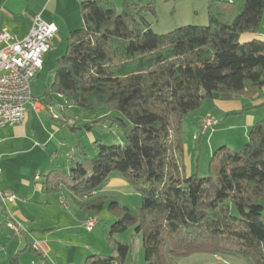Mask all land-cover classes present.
<instances>
[{
	"label": "trees",
	"instance_id": "obj_1",
	"mask_svg": "<svg viewBox=\"0 0 264 264\" xmlns=\"http://www.w3.org/2000/svg\"><path fill=\"white\" fill-rule=\"evenodd\" d=\"M263 9L264 0H209L206 26L158 35L144 17L154 13L150 5L123 0L117 10L113 0L81 3L82 25L55 61L44 108L61 99L55 119L72 129L65 110L105 111L85 128L107 120L123 142L95 141L90 159L78 145L68 171L52 168L42 185L51 194L66 190L89 219L105 208L110 214L111 254L89 256L85 264H128L131 247L116 236L130 228L141 236L147 264L193 255L264 264V121L251 127L240 150H215L206 177L187 176L183 162L191 113L205 101L252 97L264 86V40L240 42L261 30ZM113 175L140 196L137 214L99 194Z\"/></svg>",
	"mask_w": 264,
	"mask_h": 264
},
{
	"label": "rangeland",
	"instance_id": "obj_2",
	"mask_svg": "<svg viewBox=\"0 0 264 264\" xmlns=\"http://www.w3.org/2000/svg\"><path fill=\"white\" fill-rule=\"evenodd\" d=\"M123 0H113L117 10H120L122 7ZM135 2L140 3L141 5L148 6L150 5L154 13L147 12L144 17L149 23L151 30L158 35L166 34L173 31L176 28L183 26H206L207 25V16H206V2L202 0H134ZM247 35H243L240 39V42H247ZM66 47V38L64 40H56L52 44V49L48 51L43 58V69L39 74L31 81L30 89L33 97V102L44 107L46 100L44 98V92L46 87L53 80V71L55 66L56 59L60 58L65 51ZM61 105V101L55 97L53 100V106L46 107L45 111L36 115L33 113L32 104L27 107L25 118L23 123L25 127V137L19 140H13V138L6 139L0 142V155H3V158L0 159V192H7V188L12 187L13 181L9 176H14V173L18 172V169L21 168L22 174H26V171H29L28 175L33 176L35 173L31 167L30 163L36 162L40 166L35 170L41 176H44L48 170L52 168H61L63 171H68V166L74 163V157L78 155L77 146L79 145L80 150H82V157L92 158L95 155V149L93 143L95 141H100L103 144H118L123 142L122 135L115 127L111 126L109 121H99L92 123L89 129H86V125L89 121L93 120L96 117L105 116V111H102L103 115L100 112H87V111H77V114H80V120H68L70 124H75L76 127L72 129L71 125L63 123L61 119L55 120L54 115H59L56 107L54 105ZM208 101H205L203 105L191 113L186 119L183 126V136H184V147L185 152V162L187 167H191L197 176L202 178L207 176L208 172V162L210 159V154H208V148L205 144L207 134L201 140V152L198 160L196 156L198 154V145L193 140V134L191 133L192 125L191 120L200 115H205L210 113L208 108ZM47 106V105H46ZM213 109L211 110V112ZM211 114V113H210ZM112 116L120 117L118 113H113ZM207 116L206 118H209ZM204 118L203 120H205ZM212 118V117H210ZM74 119V118H73ZM202 122V121H201ZM229 125H234V119H230L227 122ZM72 124V125H73ZM22 125V124H20ZM17 126V125H16ZM105 126L111 128L106 129ZM201 126V123H200ZM215 127V126H214ZM212 128V127H211ZM210 128V129H211ZM209 129V131H210ZM208 131V132H209ZM5 133H2L4 136ZM6 134L12 135L10 130L6 131ZM50 143L44 147H37L34 149V144L42 145V143L48 138ZM119 139V140H118ZM36 140V142H35ZM113 141V143H112ZM119 141V142H117ZM240 144L231 143L230 147L237 150L243 145L244 142ZM212 146L214 145L211 142ZM29 153L25 154L28 150H32ZM56 151V152H55ZM74 151V152H73ZM56 154V155H55ZM52 157V158H51ZM54 161L53 166L49 163ZM16 162V163H15ZM20 162H24L22 166H19ZM18 163V164H17ZM15 164H17L15 166ZM67 164L68 166L66 167ZM24 166V169H23ZM50 166V167H49ZM66 167V168H65ZM9 192V191H8ZM11 193V192H10ZM50 200V206L42 202L37 204L36 201L32 203L26 209L25 206L20 209L24 216H27V219L34 218V226L29 228V225H26L24 221L19 219L17 216H14L13 210L11 207L15 206L14 204H0L5 206L7 210L6 218L0 216V245H7L8 248L13 247L16 244L22 243V247L11 259L8 260L9 264L15 257L16 264H31L34 261V264H43L42 258L40 257V252L38 249L30 245L29 240L38 241L40 237L36 235V230L42 231L43 229L51 228L55 234L54 237H58V232L61 228L65 227L64 221L67 216H71L73 212H81L77 209L74 202L71 200V195L64 189L60 190V193H45L44 194ZM112 201H117L122 205H125L129 208L134 214H137L138 208L140 206V196L137 193L133 194H121L114 195L110 194ZM48 200V201H49ZM46 201V199H45ZM16 204V203H15ZM59 205L65 206L68 209L67 213H63ZM264 206V205H263ZM81 214V213H80ZM10 215V216H9ZM14 216V217H13ZM107 216L111 219L107 209L105 208L99 215L100 222L98 226L94 229L93 235H97L101 240L104 238V243L108 246L107 232L113 222V220L106 221ZM264 216V211H263ZM108 218V219H109ZM9 220V222H8ZM29 222V220H27ZM47 221L49 223H47ZM13 222V223H12ZM106 223V224H105ZM109 223V225H107ZM15 226L18 227V230L15 232H22L29 230L27 241L25 238H19L13 233ZM23 226V227H22ZM34 230V231H33ZM33 231V233H32ZM17 234V233H16ZM72 236L71 234H61L60 237L63 239L66 236ZM65 236V237H64ZM73 237V236H72ZM80 237L84 239L89 236L87 233H80ZM9 238L12 239L11 244L9 245ZM75 239V237H73ZM116 239L121 243H127L131 247V252L127 258V263L129 264H147L143 258V248L141 236L135 234L133 228L128 229L126 232L117 235ZM30 243H29V242ZM76 244V250L73 251V259L68 260L70 264H85L84 258H81V249ZM72 248L67 249L68 254L72 251ZM110 250V248H109ZM38 251V252H37ZM56 253V251H52ZM110 251L105 254L109 256ZM58 255V254H57ZM40 260V261H39ZM2 259L0 258V262ZM81 261V262H80ZM177 264H247L241 259L235 258H224L221 262H216L213 256L209 255H193L187 258H182L177 260Z\"/></svg>",
	"mask_w": 264,
	"mask_h": 264
},
{
	"label": "crops",
	"instance_id": "obj_3",
	"mask_svg": "<svg viewBox=\"0 0 264 264\" xmlns=\"http://www.w3.org/2000/svg\"><path fill=\"white\" fill-rule=\"evenodd\" d=\"M86 1H91V0H0V33L4 32L9 34L11 37H13L16 40H22L29 34V31L33 24V20L39 17L43 22L48 24H54L58 28L57 35L52 41L51 47L49 49L51 50L52 44L56 40L57 41L58 39L64 40L65 38L67 40L69 34L72 31L77 30L81 27L82 19L80 16V5L81 3ZM202 1L206 2V4L209 2V0H202ZM263 27H264V9L261 18V30L257 34H248L246 36L248 38V41L254 38H259L264 40ZM42 69H43V64H42ZM59 100L61 101V105L59 104L54 105L57 111L58 109L64 107V103H62V100L61 99ZM208 104H209L208 108L211 114L207 113L205 115H200L196 117L195 120L194 119L191 120V125H192L191 133L193 134V140L198 145V154L196 156V160H198L200 156V152H201L200 143L202 138L205 136V133L207 134L205 144L207 145L209 152L208 154H210V156L213 154L215 150H217L222 146H226L233 149L232 147H230L231 143L240 144V142L247 140V136L251 127L257 122L264 121V86L261 88V90L258 93H256L252 97H234L229 99L218 97L212 101H208ZM37 107L38 108L36 110H32L34 114L39 115L40 113L45 111V108L43 106L38 104ZM212 109L213 111L211 112ZM100 114L103 115L102 112ZM54 116L58 117L59 115L58 116L54 115ZM61 116L62 119L65 121L80 120L79 119L80 114H77V111L74 110L73 108L69 110H65V112ZM207 116L214 118L217 121V123L214 125L215 127L212 126L210 131L207 130L206 132H203L200 127V123ZM230 119H234L235 121L234 125H229L227 123ZM75 127H76V123H75ZM7 130H10L12 134L9 135L10 137H8V134H6ZM2 133H5L4 136H2ZM24 137H25L24 123H22V125H17L13 127L7 126L0 129V142L9 138H13V140H19ZM51 138L52 136H50L48 140L44 141L42 145L40 144L37 145V143H35L33 146L34 149H36L37 147H41V148L46 147L50 143L49 141ZM211 142L214 143L213 146ZM246 142H244L243 145ZM242 146L240 147V149L242 148ZM34 149L28 150L25 154L29 153L30 151H33ZM185 156L183 161L184 169L186 175L190 176L192 174H195V172L191 167H187L185 162ZM2 158L3 155L1 154L0 159ZM75 160H77L76 154H75ZM53 162L54 161H51L49 164L53 166L54 164ZM17 164H15V166ZM23 164L24 162H20L19 166H22ZM29 165L32 169H34L33 171L35 173L33 174V176L28 175L29 171H26V174L23 175L21 172L22 171L21 168H19L18 172L14 173V176H9L13 181L12 183L13 185L11 188H7L6 190H8L17 197V200L15 202L16 204L14 203L15 206L11 207L14 216H17L19 219L24 221L26 225H29V228H31L34 226V218L27 219V216H24L22 211L20 210L23 208L22 206H25L26 209H28V207L32 205V203L35 201L37 204H41L42 202H45V204L50 206V200L48 199V197L44 195L46 192L43 189V185H42L43 176L37 173L38 171L37 172L35 171L40 166V164L32 161ZM65 165L66 167L68 166L67 164ZM131 193L133 194V190L125 182V180L118 175L110 176L107 184L99 192L100 195L106 196L107 199L111 201L114 199L110 197L111 196L110 194H113V196L114 195L117 196L121 194L129 195ZM71 200L73 201L72 198ZM117 203L120 204L119 202ZM59 207L63 211V213L64 212L67 213L68 210H71L70 208L68 209L65 206L59 205ZM5 208H6L5 206L0 205V216H4L6 218L8 209ZM80 213L73 212V214L70 217L67 216L68 218H66V220L64 221L65 227L60 229V231L58 232V237H54L55 234L53 233L52 230L55 229H51V228L43 229L42 231L36 230V235H38L40 239H38V241L35 242L33 240L28 239V235H29V232L27 231L29 230L28 227L27 230H24L23 228L22 232L13 231V233L17 235L20 239L22 237L25 238L26 241L28 239L31 242L30 243L28 241L30 245H32V247L40 251L37 252L38 254H40L43 264H70L68 260L69 259L74 260L73 251L76 250L75 247L76 244H78L77 246L82 250L81 258L86 259L87 257L92 255L105 256V254L108 253L110 250L107 247V245L104 243L103 241L104 238L103 240H101L100 237H98L97 235H93L94 229L98 226V223L100 222L99 216L97 217V225L94 227L92 231L89 232L85 229V223L89 219V216H87L82 211ZM108 218L109 217L107 216L106 221L109 222V220H111L112 218L111 219ZM27 220H29V222ZM47 223L49 222L47 221ZM107 225H109V223ZM0 226H1V222H0ZM82 231L83 233L86 232L89 237L86 239L80 237V233ZM62 233L63 234L72 233V236L75 237V239H73L72 236H68V235L66 237L64 236L65 238L62 239L60 237ZM11 242L12 239L9 238V245L11 244ZM21 247H22V243L20 244L18 243L11 248H8L7 245L4 246L0 245V258L2 259L0 264H7L8 260L11 259L12 256H14L16 252L20 250ZM69 248L70 249L72 248L71 250L72 252L70 254L66 253L67 249ZM52 251L54 252L56 251V253H52ZM214 258L216 262H221L224 259L217 256ZM31 264H34V261H32Z\"/></svg>",
	"mask_w": 264,
	"mask_h": 264
},
{
	"label": "built area",
	"instance_id": "obj_4",
	"mask_svg": "<svg viewBox=\"0 0 264 264\" xmlns=\"http://www.w3.org/2000/svg\"><path fill=\"white\" fill-rule=\"evenodd\" d=\"M57 32L58 28L54 24L45 23L37 17L33 20L29 34L22 40L0 33V129L22 124L30 104L33 110L38 108V104L32 103L30 85L41 71L43 57L49 51ZM216 123L214 118L209 117L202 120L200 127L206 132ZM16 200L14 194L0 192L1 204H14ZM96 225V218L89 219L85 229L90 232ZM17 230L15 226L14 231Z\"/></svg>",
	"mask_w": 264,
	"mask_h": 264
}]
</instances>
